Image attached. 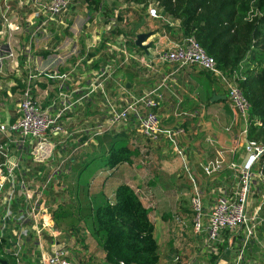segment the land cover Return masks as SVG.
I'll list each match as a JSON object with an SVG mask.
<instances>
[{
	"label": "built area",
	"instance_id": "2783aa9c",
	"mask_svg": "<svg viewBox=\"0 0 264 264\" xmlns=\"http://www.w3.org/2000/svg\"><path fill=\"white\" fill-rule=\"evenodd\" d=\"M70 4L71 0H0V93L3 101L0 102V261L7 264H27V260L34 256L32 250L39 253V264H73L65 242L58 241V233L44 220V215L46 211L51 214L57 209V204L50 198L49 186L60 187L57 177L68 161V158L60 159L54 155L57 144L52 140L60 138L61 145L69 138L60 120L74 105L68 100V84L74 70L40 69L34 57L35 37L49 35L50 29L57 27L68 28L64 20ZM150 6L155 5H149L148 17L160 21L158 8ZM27 31L30 33L26 41L17 38L18 34L25 35ZM159 60L172 66L175 72L195 68L223 83L231 108L244 123L243 130L237 135L243 141L245 157L241 164L228 163L218 152L214 160L202 165V171L207 177H214L224 169L232 171L234 189L222 193L219 189L211 207H204L202 192L180 145L185 131L180 127L163 128L156 114L163 100L161 89L165 87L166 79L141 96L130 97L120 108L104 94L109 118L106 128L98 127L96 135L134 120L137 132L144 139L154 144L161 140L170 143L192 185L189 207L193 234H205V246L211 249L222 232L235 234L243 231L241 249L233 263L243 264L247 245L257 241V228L264 229V195L253 212L248 211V199L254 189L258 190L253 183V171L264 154V146L247 138L249 104L237 85L238 75L234 73L226 77L222 74L215 60L192 37L178 39L161 52ZM109 69L107 66L93 77L86 89L87 95L103 90L102 79L108 75ZM48 81L58 82L59 92L45 106V101L40 98V88ZM121 91H124L123 87ZM10 107L12 111L8 109ZM224 131L232 134L233 124ZM230 154L235 156V150ZM47 169L49 174L45 172ZM176 221L182 229L186 226L182 219ZM45 239L53 242L51 249ZM260 247L264 253V245Z\"/></svg>",
	"mask_w": 264,
	"mask_h": 264
},
{
	"label": "crops",
	"instance_id": "0c3cea01",
	"mask_svg": "<svg viewBox=\"0 0 264 264\" xmlns=\"http://www.w3.org/2000/svg\"><path fill=\"white\" fill-rule=\"evenodd\" d=\"M120 3L122 9L127 6L130 7L129 4ZM78 4L82 7V12H87L88 5L86 3L78 1ZM116 5L117 3L108 1L104 3V6L109 7L114 12L117 11ZM136 8L139 9L140 7ZM158 11L161 16L160 21L151 20L147 15V10L139 13L138 17L141 16L142 18H140L139 23L135 21L133 33L130 34L133 41L130 44H128L130 41L129 33L121 28V25L125 29L128 27L126 18L121 14V11L118 13L121 21H117V23L110 12L106 15L107 19L101 13L95 12L90 18V11L87 12L84 19L80 15L73 17L76 23L81 22V27L78 30L74 27V30L69 29V31H74L72 37L66 36L62 29L67 28L62 27L50 29L49 35L35 37L37 48L34 50V57L38 68L45 70L59 68L60 72H67L71 68L74 70L71 82L68 84L70 86L68 100L74 105L60 120L69 134V138L65 144L61 145L59 144L60 138L52 140L57 144L56 156L60 159L68 158L62 174L57 177V181L60 185L61 182L70 180L72 188H74L75 180L79 178L81 171L79 169L92 163L102 153L98 145L102 138L100 135H96V132L98 127L106 128V120L109 118L108 109L104 104L106 101L104 94L108 100L120 108L124 107L125 102L130 97H139L158 87L166 79L165 87L161 89L163 100L159 109L156 110V114L163 128L180 127L185 131V136L180 139V145L185 151L190 172L196 178L202 192L203 205L205 208H210L215 200V192L217 193L222 188L221 184H230L231 190L234 189V173L224 169L214 177H207L202 171V165L207 161L214 160L218 152L223 154L226 162L241 164L245 154L243 141L238 138L237 134L243 130L244 123L238 113L231 108L226 94L219 92L209 84L212 78L210 74L195 68L175 72L172 66L160 62L161 52L173 46L178 39L184 38V35L179 22L174 21L162 9L159 8ZM129 17L128 19L131 20ZM64 21L67 23L68 19L65 17ZM100 21L104 22L102 27L96 26V23L98 24ZM111 22L114 24L111 25ZM109 26H111L110 28L117 26L118 33L115 35L110 33L111 30H107ZM28 33L30 31H27L25 35L20 33L17 38L22 42L26 41ZM140 34L149 35L143 43L144 46H149L146 52L134 43L136 36ZM107 66L110 69L108 75L102 79L103 90H97L94 94L87 95L88 84L99 71ZM121 87L124 88V91H121ZM58 92V82L42 83L40 98L45 101L44 105L47 106V102L55 99ZM195 93L198 95H194ZM216 97H225L226 99L216 100ZM230 124H233L232 134L224 131ZM107 132H125L130 149L138 151L143 149V139L142 136L141 138L138 137L134 120ZM161 142L167 145L165 141L161 140ZM151 144L160 147V151L156 149L154 152L155 155H158L159 152L163 154L160 142L155 143L157 145ZM104 147L108 148V145L104 144ZM231 150H235V156L230 154ZM71 152L75 153L70 155ZM171 152L175 156L173 161L176 159L179 161L180 171L166 172V175L172 180L175 178L188 179V174L183 169L180 159L173 150ZM137 155L134 157H138ZM134 162L132 157L130 164ZM93 163L98 167L97 170L106 169V167H102L103 162L101 161ZM74 170L76 171L75 176H73ZM45 172L49 174L48 169ZM100 173L101 178L110 174L103 189L107 198L117 186L127 185L126 178H124L126 173L120 171L119 167L112 172L106 169V172ZM253 174V183L261 195L256 200L254 207L248 209L250 214L259 204L261 196L264 195V178L258 167L255 168ZM114 178L115 180L112 181ZM60 186L62 187V185ZM57 188L58 185L53 186L49 195L55 194L54 189ZM97 191L98 184L93 188V194H96ZM52 200L56 203L54 197ZM62 205L57 204V208ZM148 209L149 220L154 226L153 237L158 246V264H233L238 257L244 237L243 231L235 234L228 231L222 232L218 242L210 249L205 246V234L194 235L192 232L190 208H174L173 210L161 208L166 209L162 212L158 208L157 211L153 208ZM54 214H49L46 211L44 220H47L57 232L56 220L53 219ZM177 218L185 222L186 226L183 229L177 223ZM57 233L59 235L58 241H64L67 247L72 245L60 235L59 231ZM81 235H83L81 239L86 241L84 243L91 240L85 234ZM45 241L48 249H51L53 242L50 239H45ZM260 245H264V229L261 226L257 228V241H251L244 251L243 264H264V253ZM84 246L87 245L84 244ZM98 247H94L92 251L88 250L86 253H78L79 255L69 249L70 259L73 264H106L105 255ZM74 249L80 250L77 245ZM188 249H192L193 253L191 254ZM32 251H34V256L27 260V264H39V253H36L35 250Z\"/></svg>",
	"mask_w": 264,
	"mask_h": 264
},
{
	"label": "trees",
	"instance_id": "16d2710c",
	"mask_svg": "<svg viewBox=\"0 0 264 264\" xmlns=\"http://www.w3.org/2000/svg\"><path fill=\"white\" fill-rule=\"evenodd\" d=\"M107 1L145 10L154 4L179 22L184 37L195 38L222 74L230 77L236 73L237 85L249 104L247 138L264 146V0H83L82 3L90 10H99L104 17L108 12L114 13L104 6ZM110 30L115 35L119 29L114 26ZM124 133L100 135L98 145L102 153L92 163L101 161L102 167L111 172L121 164H130L138 150L130 149ZM92 163L79 169L75 187L68 190L69 203L56 209L54 219L75 216L82 221L103 251L106 264H158L149 209L126 184L117 186L107 198L103 189L110 174L101 178L102 170H97V166L86 171ZM257 167L264 178V154ZM96 184L98 191L93 194ZM83 211L85 214L81 216Z\"/></svg>",
	"mask_w": 264,
	"mask_h": 264
},
{
	"label": "rangeland",
	"instance_id": "374dc122",
	"mask_svg": "<svg viewBox=\"0 0 264 264\" xmlns=\"http://www.w3.org/2000/svg\"><path fill=\"white\" fill-rule=\"evenodd\" d=\"M78 1L82 3L83 0H71L70 7L68 11L66 12L65 17L68 19V28L67 29H62L64 34L68 37H72L74 34V29H80L81 27V22L76 23L73 20V17L75 16H81L83 19L86 17L87 12L90 11V18L93 16V12L99 13V10L93 11L90 10L89 7H87V12H82L80 5L78 4ZM121 4V3H120ZM120 4L118 3L116 5V12L111 13L112 16L117 19L120 15L118 14L121 11V14L125 16L126 21L128 23V27L125 29L123 25H121V28L126 30L129 33V42L128 44L133 41L132 38H130V34L133 33L132 29L133 26L135 25V21H140L141 16L138 17L139 13L142 11L144 8H139L137 9L136 7H133L132 5L127 6L125 9H122L120 7ZM154 6V4H151ZM108 6V5H107ZM129 7V8H128ZM149 7V6H148ZM151 7V6H150ZM134 8V9H133ZM157 10V8L151 7ZM159 9V8H158ZM145 10V9H144ZM158 11V10H157ZM135 12V13H133ZM159 12V11H158ZM103 15V14H102ZM128 16L131 20L128 19ZM70 19H69V18ZM72 17V18H71ZM105 19H107L106 15L104 16ZM116 22V21H115ZM76 23V24H75ZM117 23V22H116ZM104 24L103 21L96 23V26H101ZM117 25V24H116ZM126 27V26H125ZM72 28V31H69V29ZM114 43V42H111ZM107 48V47H106ZM210 85L214 86L219 92L226 94V91L224 90V85L221 82V80L212 77L210 82ZM194 95H198L195 93ZM2 94L0 93V102H3L1 100ZM10 111H12V108H8ZM138 134V137L141 138L140 134ZM142 148L141 151L139 150V154L137 155L138 157H133V160L135 161L133 164H121L119 167L120 171H125V177L127 185H129L135 193L139 196L143 206L145 208H153L155 211L160 209L159 211L162 212L163 210L166 209H161V208H170L169 210H173L174 208H190L189 207V199L191 196V182L186 178H175V179H170L166 174L169 172H173L175 170L180 171V166H179V161L175 159V156L172 154V145L170 143L162 144L160 141V146L162 147L161 152L158 153V155H155L154 152L156 149L160 151V147L152 145L149 140L147 141L142 137ZM258 143V142H257ZM154 144V143H153ZM157 145V144H155ZM137 148V147H136ZM60 152V150H58ZM61 153V152H60ZM57 152L55 151L54 155L56 156ZM158 156V157H157ZM174 163V164H173ZM138 167H137V166ZM96 165L94 163L91 164V166L86 169V171H89L91 169H94ZM103 172H106V169H102ZM178 171V172H179ZM167 172V173H166ZM255 172V169L253 173ZM76 171L74 170L73 176H75ZM115 178L112 180L114 181ZM125 182V180H124ZM62 187L57 189H54L55 194L52 193L50 195V198L52 200V197L55 198V201L57 204H67L69 202V193L68 190L72 189V185L70 180H65L61 182ZM221 193L223 191H230L231 190V185L226 184L222 185ZM52 189L51 184L49 186V192ZM209 191V190H208ZM220 193V194H221ZM222 195V194H221ZM261 192L259 193V190H253V195L249 197L248 199V208H253L255 205L256 200L260 198ZM210 196V195H209ZM112 199V197H111ZM59 200V201H57ZM53 201V200H52ZM54 202V201H53ZM55 203V202H54ZM158 208V209H157ZM85 212L83 211L81 216H83ZM191 219H192V214L190 212ZM77 217L73 218H63L61 220L55 221L57 225V229L62 237L66 239L67 242L72 243V245L66 247L70 251L77 252V255L81 253H86L88 250L92 251V249L95 247H98L97 242L95 241V238L90 234L89 230L86 229L84 223L82 221L77 220ZM54 219V218H53ZM55 220V219H54ZM57 231V232H58ZM85 234L88 238L90 237L91 240H88L89 242L84 243L83 239H81L83 235ZM75 236V237H74ZM78 236V237H77ZM63 238V239H64ZM76 238V239H75ZM85 238V237H83ZM75 240V241H73ZM74 242V243H73ZM86 242V241H85ZM75 244V245H74ZM79 244V245H78ZM87 245V246H84ZM74 245V246H73ZM78 246V249L80 250H73L75 246ZM193 245V244H191ZM99 248V247H98ZM100 249V248H99ZM190 253L192 254V249H188ZM79 253V254H78ZM69 257L71 255L68 253Z\"/></svg>",
	"mask_w": 264,
	"mask_h": 264
},
{
	"label": "water",
	"instance_id": "95a60500",
	"mask_svg": "<svg viewBox=\"0 0 264 264\" xmlns=\"http://www.w3.org/2000/svg\"><path fill=\"white\" fill-rule=\"evenodd\" d=\"M148 37H149L148 34H140V35L136 36V39L134 42L137 47H139L140 49H142L145 52L149 46H144L143 43L147 40ZM215 99L216 100H219V99L224 100L226 98L225 97H216ZM0 264H7V263L5 261H0Z\"/></svg>",
	"mask_w": 264,
	"mask_h": 264
}]
</instances>
